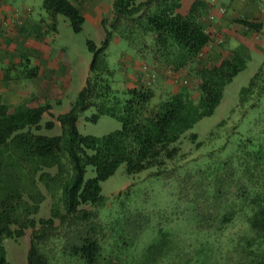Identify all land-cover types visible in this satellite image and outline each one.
Instances as JSON below:
<instances>
[{
  "label": "trees",
  "instance_id": "1",
  "mask_svg": "<svg viewBox=\"0 0 264 264\" xmlns=\"http://www.w3.org/2000/svg\"><path fill=\"white\" fill-rule=\"evenodd\" d=\"M112 5L113 16L102 20L101 44L86 40L92 54L89 75L69 110L56 116L59 134L40 133L55 126L52 120L42 123L50 104L40 96L0 103V264H11L4 241L28 229L26 264H264V135L262 142L248 138L226 158L180 177V194L186 195L194 220L189 237L174 242L159 229L158 240L138 248L144 224L120 213L107 224L97 220L107 201L101 183L121 164L128 174L151 168L156 171L150 174L163 173L179 153L181 135L214 113L225 86L246 67L238 51L216 64L202 58L211 41L202 24L209 5L204 0H195L187 14L177 11L180 0H113ZM42 8L51 16L63 15L75 33L83 29L84 16L71 0H42ZM242 23L261 28L255 21ZM112 36L127 40L153 65L178 71L197 64L198 96L178 90L154 103L146 80L115 89L106 54ZM62 57L58 54L56 61L66 64ZM38 75L28 58L3 67L7 80ZM262 94L264 62L241 89L239 102L249 100L254 107ZM91 108L87 120L107 115L121 127L102 136L79 133L78 116ZM190 137L196 140L197 134ZM88 166L95 175L85 179ZM54 167V176L45 172ZM38 180L60 190L63 212L54 208L49 217H36L43 200Z\"/></svg>",
  "mask_w": 264,
  "mask_h": 264
},
{
  "label": "rangeland",
  "instance_id": "2",
  "mask_svg": "<svg viewBox=\"0 0 264 264\" xmlns=\"http://www.w3.org/2000/svg\"><path fill=\"white\" fill-rule=\"evenodd\" d=\"M53 29L47 34L49 46L52 49L51 57L56 61L58 54L62 53V59L66 64L61 61H57V63L58 67L60 66L59 69L61 67L66 69L67 75L65 74L58 80L59 85L52 98H49L51 94L45 95L49 99H46V103L48 101L51 103L50 109L44 113L42 123L46 120H52L55 123L51 130L45 128L40 130V133L47 135H56L61 132L56 116L69 110L77 93L88 78L92 54L87 48L86 40H93L97 45H100L105 35L103 28L102 31L101 29L97 31L89 24H83V29L75 33L68 20L60 14ZM131 53L136 54L134 47H131L127 40L112 36L106 48V54L108 65L113 71V87L115 89L139 85L143 80H146L149 82L147 86L154 90L152 100L154 103L178 90L189 91L193 98L198 96V91L194 88L197 82L194 77L197 64H194L191 69L185 68L187 72L183 69L175 71L173 68L166 67L158 70L149 59L138 56V62H135V65L139 68L137 70L141 73V77L136 74L140 81H133L128 76L124 78V68L121 63V61L126 62L123 55ZM241 53L246 60V67L225 86L223 97L214 113L202 118L181 135L177 142L180 147L179 153L167 163L163 173L160 175L150 174V172L156 171L155 168H151L128 174L125 171V164H121L113 175L101 183V194L106 197L107 201L103 206L105 208L98 212L97 220L107 224L118 216L117 213H120L131 217L133 221H138L141 226L144 224L137 240L138 248L158 240L159 229L167 233L168 238L174 242H179L186 236L189 237V228L193 225L194 220L191 208L187 205L186 195L180 194L179 179L181 176L196 166H202L211 161L216 163L226 158L238 149L241 141L248 138L254 142H262L264 94L257 98L254 107L251 106L249 100L240 104L239 97L241 89L248 85L250 79L264 62V22L260 36L250 45L241 46ZM127 62H129L128 59ZM145 65L148 67L150 76H145L141 72ZM93 112L94 109L91 108L78 116L77 129L79 133L102 136L121 127V123L116 118L107 115L100 116L96 122L87 120L86 118L90 117ZM221 122H223L222 125L218 126ZM211 131H214L213 135H210ZM193 133L197 134L196 140H192L190 137ZM198 143L201 144L198 145ZM45 172L54 176L57 169L49 168ZM94 175V169L88 166L85 179ZM38 188L43 195V200L36 217L47 218L54 208L60 212L64 211L60 190L48 189L41 180H38ZM83 207L90 209L89 205ZM58 222L59 220H56V223ZM71 228L73 229V226ZM31 235L32 230L28 229L20 238L4 241L7 258L11 264L27 263Z\"/></svg>",
  "mask_w": 264,
  "mask_h": 264
},
{
  "label": "crops",
  "instance_id": "3",
  "mask_svg": "<svg viewBox=\"0 0 264 264\" xmlns=\"http://www.w3.org/2000/svg\"><path fill=\"white\" fill-rule=\"evenodd\" d=\"M194 1L180 0L181 5L177 11L187 14ZM204 1L209 5L202 24L211 35V41L204 47L201 56L207 64H216L221 59L229 57L233 51L241 53V46L250 45L260 36L264 22V0ZM71 2L84 16V24H89L97 31L99 29L102 31L103 18L113 16V0ZM56 19L58 15L51 16L42 8V0H0V103L15 104L32 94L40 96V101L46 103V94L52 95H49V98L55 95L58 80L67 75L66 69L61 67V71L57 61L51 57L52 49L47 34L54 30ZM253 21L261 24L260 30L242 23ZM138 56L135 53L123 55V59L126 60L121 61L124 78L128 76L133 81H140L136 74L141 77V73L135 65ZM28 57L30 61L32 60L31 63L39 68L37 78L11 80L4 78V66L18 64ZM155 67L158 70L164 68L161 63ZM186 69L183 71L187 72ZM141 84L143 83L139 85Z\"/></svg>",
  "mask_w": 264,
  "mask_h": 264
},
{
  "label": "built area",
  "instance_id": "4",
  "mask_svg": "<svg viewBox=\"0 0 264 264\" xmlns=\"http://www.w3.org/2000/svg\"><path fill=\"white\" fill-rule=\"evenodd\" d=\"M141 72H142L145 76H150V74H149L150 72H149L148 67H147L146 65L142 67Z\"/></svg>",
  "mask_w": 264,
  "mask_h": 264
}]
</instances>
